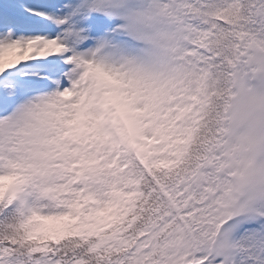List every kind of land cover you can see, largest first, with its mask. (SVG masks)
<instances>
[{
    "label": "snow or ice",
    "instance_id": "1",
    "mask_svg": "<svg viewBox=\"0 0 264 264\" xmlns=\"http://www.w3.org/2000/svg\"><path fill=\"white\" fill-rule=\"evenodd\" d=\"M261 128L264 0H0V264H264Z\"/></svg>",
    "mask_w": 264,
    "mask_h": 264
},
{
    "label": "clouds",
    "instance_id": "2",
    "mask_svg": "<svg viewBox=\"0 0 264 264\" xmlns=\"http://www.w3.org/2000/svg\"><path fill=\"white\" fill-rule=\"evenodd\" d=\"M242 103H246V101H242ZM260 132H261L262 134H264V128H261V129H260Z\"/></svg>",
    "mask_w": 264,
    "mask_h": 264
}]
</instances>
